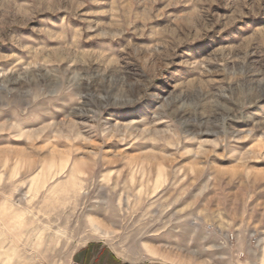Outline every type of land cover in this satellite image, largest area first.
Wrapping results in <instances>:
<instances>
[{"label":"rangeland","instance_id":"obj_1","mask_svg":"<svg viewBox=\"0 0 264 264\" xmlns=\"http://www.w3.org/2000/svg\"><path fill=\"white\" fill-rule=\"evenodd\" d=\"M264 264V0H0V264Z\"/></svg>","mask_w":264,"mask_h":264},{"label":"crops","instance_id":"obj_2","mask_svg":"<svg viewBox=\"0 0 264 264\" xmlns=\"http://www.w3.org/2000/svg\"><path fill=\"white\" fill-rule=\"evenodd\" d=\"M72 264H155L133 263L124 260L111 247L103 242H89L84 247L77 250L73 256Z\"/></svg>","mask_w":264,"mask_h":264}]
</instances>
